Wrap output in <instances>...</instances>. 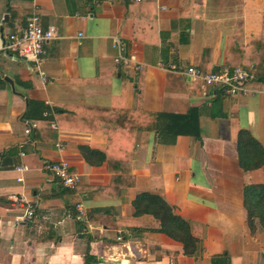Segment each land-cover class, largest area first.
Returning <instances> with one entry per match:
<instances>
[{"label": "crops", "instance_id": "obj_1", "mask_svg": "<svg viewBox=\"0 0 264 264\" xmlns=\"http://www.w3.org/2000/svg\"><path fill=\"white\" fill-rule=\"evenodd\" d=\"M33 10L43 28H56L39 61L0 52V264H264V231H250L243 206L244 186L264 182V163L243 171L236 151L240 129L264 147V90L247 86L230 96L170 69L217 71L229 66L226 58L248 54L264 33V0H0V36L22 29ZM118 44L140 70L114 63ZM65 107L59 124L56 109ZM85 107L127 111L141 125L151 119L145 112L193 107L199 137L168 143L141 130L108 137L86 131L103 116ZM31 121L37 127L26 135ZM78 146L113 156L132 151L134 186L115 196L85 190L66 206L44 161L66 160L79 188L110 182L106 163L86 162ZM139 191L161 195L195 226L192 255L133 225L149 217L133 216Z\"/></svg>", "mask_w": 264, "mask_h": 264}, {"label": "trees", "instance_id": "obj_2", "mask_svg": "<svg viewBox=\"0 0 264 264\" xmlns=\"http://www.w3.org/2000/svg\"><path fill=\"white\" fill-rule=\"evenodd\" d=\"M229 42L233 44V42ZM248 45L250 47L248 54L245 53L243 47L244 56H239L234 61L228 57L226 58V63L229 65L228 67H240L252 76L246 82V87L264 90V33L262 36L252 40ZM138 86L137 98L141 102L142 94ZM138 107L140 108V106ZM76 108L80 110L84 109L82 106ZM85 108L87 109L86 112H89L91 116L96 117L97 115H101L103 119L99 122L98 128L81 129L92 132L99 131L100 133L108 135V137L115 135L118 130L128 131L130 134L138 130L142 132L154 131L162 141L168 143H173L175 137L180 134L199 137L198 111L193 107L189 108L184 114L145 112L151 116V119L145 125L139 124L138 121L133 122L131 117L128 116L127 111V113H121L112 107ZM66 110V107L63 110L56 109L59 124V115ZM111 141L112 139L110 138V145ZM78 149L86 162L92 165L102 162L106 163L107 171L110 174V182L107 186H85L81 188L77 186L75 189L62 187L59 196L63 199L66 206L76 204L79 200V193L85 190H90L92 193L102 192L108 196H115L121 189L134 186L135 178L131 174L130 167L132 151H127L122 156H113L108 151L100 152L87 146H78ZM236 151L238 165L243 171L258 169L264 163L263 145L246 129H240L237 132ZM132 205L134 208L133 216H149L147 219L133 223L135 227L165 234L170 239L182 245L185 255H192L195 252L197 243L195 226L179 216L174 207L166 202L161 195L147 191H139L132 201ZM243 206L246 211L247 224L250 231L253 232L257 228L264 231V182L244 186Z\"/></svg>", "mask_w": 264, "mask_h": 264}, {"label": "built area", "instance_id": "obj_3", "mask_svg": "<svg viewBox=\"0 0 264 264\" xmlns=\"http://www.w3.org/2000/svg\"><path fill=\"white\" fill-rule=\"evenodd\" d=\"M82 33L79 32L78 36ZM56 28L53 25H49L43 28L40 23V16L36 11H32L25 21V25L22 29L10 32L5 36H0V52L6 54L12 53L26 60H32L38 62L43 52V46L50 39L55 38ZM117 44V43H116ZM117 55L113 58L116 64H133V69L138 71L141 69L140 63L136 60L135 54H125V49L121 45L119 46ZM172 70H177L192 80L200 81L203 88H217L220 87L227 95L234 96L238 93H243L246 90V82L252 78V76L244 69L240 67H223L217 71L202 72L199 68L193 65L175 66L170 67ZM44 116L48 115L47 111L43 112ZM55 127V124H52ZM37 127V123L34 121L27 122L24 126V134H30L31 131ZM23 155V153H21ZM25 169V166L19 165L16 167L17 171ZM42 170L57 179L59 184L63 188L75 189L81 182L80 175L70 171V165L66 160H50L44 161L42 164ZM21 180L20 178H17ZM80 213H82L81 206H77ZM32 211L27 210L25 216H31ZM117 240L121 239V236L116 237Z\"/></svg>", "mask_w": 264, "mask_h": 264}]
</instances>
